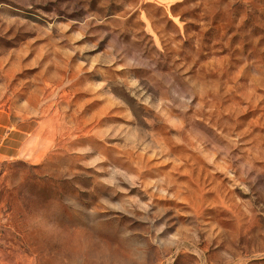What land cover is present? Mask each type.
Masks as SVG:
<instances>
[{
	"label": "rangeland",
	"instance_id": "rangeland-1",
	"mask_svg": "<svg viewBox=\"0 0 264 264\" xmlns=\"http://www.w3.org/2000/svg\"><path fill=\"white\" fill-rule=\"evenodd\" d=\"M0 123V264H264V0H0Z\"/></svg>",
	"mask_w": 264,
	"mask_h": 264
},
{
	"label": "crops",
	"instance_id": "crops-1",
	"mask_svg": "<svg viewBox=\"0 0 264 264\" xmlns=\"http://www.w3.org/2000/svg\"><path fill=\"white\" fill-rule=\"evenodd\" d=\"M1 128H4V125L3 124H1L0 123V129ZM24 135V134H23ZM8 136L9 135H1L0 136V149H2V148H4V156L5 157H10V158H13L14 156H16L13 152H8L7 151V149H8V147H10V146H8L7 144H4V142H5V140L8 138ZM19 154H17V156H18Z\"/></svg>",
	"mask_w": 264,
	"mask_h": 264
}]
</instances>
